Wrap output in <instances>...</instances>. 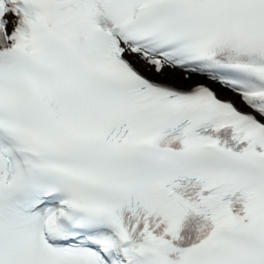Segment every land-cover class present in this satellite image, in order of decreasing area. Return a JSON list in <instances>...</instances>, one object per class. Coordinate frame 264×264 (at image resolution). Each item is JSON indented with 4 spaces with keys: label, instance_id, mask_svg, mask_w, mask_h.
I'll return each mask as SVG.
<instances>
[{
    "label": "snow or ice",
    "instance_id": "6c2138e0",
    "mask_svg": "<svg viewBox=\"0 0 264 264\" xmlns=\"http://www.w3.org/2000/svg\"><path fill=\"white\" fill-rule=\"evenodd\" d=\"M0 264H264V0H0Z\"/></svg>",
    "mask_w": 264,
    "mask_h": 264
}]
</instances>
